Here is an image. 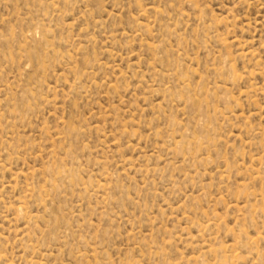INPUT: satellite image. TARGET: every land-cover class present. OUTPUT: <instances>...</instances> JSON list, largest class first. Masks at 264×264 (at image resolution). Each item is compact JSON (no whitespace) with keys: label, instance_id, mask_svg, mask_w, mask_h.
Returning <instances> with one entry per match:
<instances>
[{"label":"rangeland","instance_id":"obj_1","mask_svg":"<svg viewBox=\"0 0 264 264\" xmlns=\"http://www.w3.org/2000/svg\"><path fill=\"white\" fill-rule=\"evenodd\" d=\"M0 264H264V0H0Z\"/></svg>","mask_w":264,"mask_h":264}]
</instances>
